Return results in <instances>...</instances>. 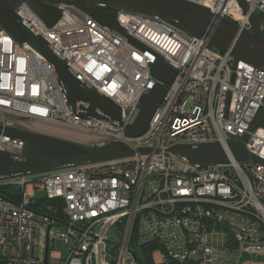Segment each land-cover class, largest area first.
Wrapping results in <instances>:
<instances>
[{"label": "built area", "instance_id": "2783aa9c", "mask_svg": "<svg viewBox=\"0 0 264 264\" xmlns=\"http://www.w3.org/2000/svg\"><path fill=\"white\" fill-rule=\"evenodd\" d=\"M190 1L249 31L250 15L264 13V0H246L248 12L238 0ZM55 5L61 17L52 26L25 3L17 13L121 107L122 123L101 110L96 118L74 113L52 65L0 25V126L90 147L122 141L136 153L0 177V187L19 186L23 194L18 202L0 195V264H137L135 256L140 264L135 247L146 243L159 245L154 264H260L245 256L264 257V126L250 132L264 108V69L243 61L234 67L230 51L160 19L116 12L140 46L77 5ZM159 57L176 74L147 130L128 137L141 99L158 82L152 65ZM248 133L246 150L260 163L239 162L230 151L229 142ZM205 143H219L228 162L192 164L167 152L176 144ZM24 148V140L0 132V152L19 157ZM36 189L63 199L64 220L31 207ZM57 239L64 251L52 249Z\"/></svg>", "mask_w": 264, "mask_h": 264}, {"label": "water", "instance_id": "95a60500", "mask_svg": "<svg viewBox=\"0 0 264 264\" xmlns=\"http://www.w3.org/2000/svg\"><path fill=\"white\" fill-rule=\"evenodd\" d=\"M244 12L249 11L246 0H238ZM27 4L47 25L52 26L61 17L56 3L74 4L85 10L98 21L127 36L133 43L142 46L128 35L118 23L116 12H134L166 21L192 36L206 38L210 47L222 52L230 51L234 58V67L240 61L264 69V31L261 24L264 13L250 15L251 31L243 30L228 18L219 17L209 7L190 0H0V25L18 42L27 43L38 51L53 67L58 83L65 94L67 105L84 118L99 117L101 110L111 119L122 123L121 107L99 92L83 77L70 68L65 58L59 54L38 32L24 22L17 13L22 4ZM158 82L146 93L139 104V111L133 122L126 127L128 137L143 134L166 93V85L171 84L176 70L159 57L152 65ZM87 103L83 107L81 103ZM264 108H261L250 127L252 132L258 125L264 126ZM4 132L25 141L21 156L0 152V177H15L51 172L58 169L98 163L111 159L132 156L136 153L122 141L112 142L103 147H90L49 136H43L18 129L2 128ZM250 133L241 141H230L229 148L235 159L246 162L253 158L245 147ZM148 149L137 152L146 154ZM175 157L192 164L210 165L227 163L228 155L219 143L176 144L167 149ZM48 259V249L46 251ZM135 260L139 264L136 256Z\"/></svg>", "mask_w": 264, "mask_h": 264}, {"label": "trees", "instance_id": "16d2710c", "mask_svg": "<svg viewBox=\"0 0 264 264\" xmlns=\"http://www.w3.org/2000/svg\"><path fill=\"white\" fill-rule=\"evenodd\" d=\"M0 195L7 197L13 201H20L22 199V189L19 186H4L0 187ZM34 210L47 214L51 217H54L59 220H64L65 219V214L63 212L64 208V201L63 199L59 198H48V196L42 195V196H36L35 200L31 206ZM230 242H233V236L230 235L229 238ZM232 239V240H231ZM136 246V243H134ZM133 244V239L131 242V246L134 247ZM159 248V245L156 243H146L144 245L135 247L136 252L138 254V258L140 261V264H154L153 261V252ZM246 259H251L254 262L258 263L260 262V259L264 258L261 256H245ZM261 263V262H260Z\"/></svg>", "mask_w": 264, "mask_h": 264}, {"label": "rangeland", "instance_id": "374dc122", "mask_svg": "<svg viewBox=\"0 0 264 264\" xmlns=\"http://www.w3.org/2000/svg\"><path fill=\"white\" fill-rule=\"evenodd\" d=\"M176 160V159H175ZM35 192H36V196H42V195H45V191L44 190H39V189H36L35 190ZM219 241L220 242H223L222 240H221V238H219ZM52 249L54 250V251H64V244H63V241L62 240H60V239H57L56 241H55V243H53V247H52ZM66 255V254H65ZM262 258V257H261ZM52 262H55V263H59L60 262V260L59 259H52ZM260 264H264V258H262V259H260Z\"/></svg>", "mask_w": 264, "mask_h": 264}]
</instances>
